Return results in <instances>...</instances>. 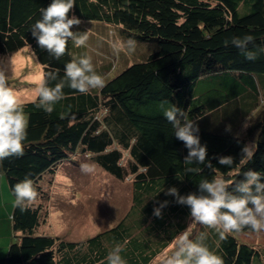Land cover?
Segmentation results:
<instances>
[{
	"label": "trees",
	"instance_id": "16d2710c",
	"mask_svg": "<svg viewBox=\"0 0 264 264\" xmlns=\"http://www.w3.org/2000/svg\"><path fill=\"white\" fill-rule=\"evenodd\" d=\"M51 3L0 0V53L30 48L43 69V82L49 71L57 72V80L48 81L50 87L64 78L66 63L88 56L105 86L88 94L66 86L64 99L51 114L35 106L36 94L20 103L29 119L24 155L0 161V185L4 191L5 178L14 196L15 184L29 178L37 195L23 211L14 204V239L0 264H107L116 244L122 246L127 264H157L156 258L192 222L190 209L166 195L169 188L176 187L184 196L198 193L203 178L238 182L249 169L264 177V53L249 61L231 43L235 37L252 35L249 48H264V0H75L69 15L82 23L72 31L90 30L89 38L82 47L69 41L60 59L41 49L31 33L41 18L40 9ZM117 30L125 48L128 40L135 41L132 50L115 49L119 53L114 59L132 61L118 72L113 62L103 58L98 65L97 59L104 57ZM138 43L149 46L144 58ZM34 67L40 78L39 67ZM217 79L221 84H212ZM19 84L37 87L27 81ZM165 100L196 121L211 168L207 163L184 164L188 149L159 107ZM250 144L254 156L241 164V150ZM82 154H90L93 161L87 170L96 166L130 182L131 205L121 220L112 218L111 227L92 237L48 235L40 229L49 217L42 198H51L52 180L62 163L81 170ZM229 156L234 159L230 168L219 164V157ZM186 167H199L201 172L186 173ZM87 170L75 176L80 180L90 174ZM163 201L168 205L162 216H154V208ZM191 231L192 238L205 232L206 245L224 264H264V242L253 245L241 237L258 234L250 228L223 240L202 225ZM175 250L176 246L172 253Z\"/></svg>",
	"mask_w": 264,
	"mask_h": 264
},
{
	"label": "clouds",
	"instance_id": "9594fccd",
	"mask_svg": "<svg viewBox=\"0 0 264 264\" xmlns=\"http://www.w3.org/2000/svg\"><path fill=\"white\" fill-rule=\"evenodd\" d=\"M74 7L75 0H52L47 8L40 9L41 18L32 25L31 33L39 47L47 50L55 59L65 55L69 41L76 47H82L89 38L90 30L72 31L74 26L82 23L75 15H69ZM231 43L249 61L256 60L260 54L264 53V48L254 50L249 48V45L254 43L252 35L235 37ZM126 47L129 50L134 49L135 41L128 40ZM18 52L0 54L13 55ZM9 79L7 71L0 69V161L24 155V141L29 126L28 115L20 104L22 102L18 99L17 91L9 85ZM49 80H57V72L49 71L45 81L33 89L38 97V103L35 106L48 114L53 113L55 106L64 99L63 89L66 86L81 94H88L92 90L105 86L104 77L94 69L91 58L88 56L74 57L66 63L64 78L54 87L48 86ZM159 107L165 119L172 124L175 137L188 149L184 164L207 163V166L211 168L212 165L207 162V146L201 144L200 129L196 121L189 119L184 110L175 104H170L167 100L161 102ZM227 130H231V125L227 127ZM253 156L254 145H245L241 150L240 163L244 164ZM80 162L82 170H87V167L93 163L90 154H82ZM218 162L230 168L234 159L230 156L219 157ZM68 163L60 165L58 175L64 167L68 166ZM185 172L199 174L201 168L186 167ZM262 181L264 177L259 172L249 169L243 173V179L238 182L214 176L212 179L200 180L198 193L181 196L176 187H171L166 195L174 196L176 203L190 209L192 223L215 230L219 238L223 240L227 234L239 233L245 228H250L257 233L264 231V182ZM54 184L55 179L52 180V187ZM13 193L15 204L22 211L34 202L37 195L33 181L29 178L15 184ZM167 205L168 201H163L155 207L154 216L161 217L162 209ZM206 237L205 232H200L192 238L191 225H189L176 236V250L166 259L165 264H224L223 259L208 248L205 243ZM122 251V246L116 244L106 257L107 264H127L121 255Z\"/></svg>",
	"mask_w": 264,
	"mask_h": 264
},
{
	"label": "rangeland",
	"instance_id": "374dc122",
	"mask_svg": "<svg viewBox=\"0 0 264 264\" xmlns=\"http://www.w3.org/2000/svg\"><path fill=\"white\" fill-rule=\"evenodd\" d=\"M114 36L117 37L110 45H107L103 54L104 57L101 56V58L97 59L100 60L98 65L104 60L103 58L108 62H113L115 65L114 71L118 72L125 65L132 64V61L129 60L124 63L120 58L114 59L112 57L119 53L115 51L117 46L119 49L125 48V43H122L118 30ZM137 46L140 50H143V58L149 54V46L147 44L138 43ZM34 65L39 67L40 78L34 75ZM0 69L7 71L9 74V85L11 87L17 86L14 89L18 93L20 102L27 101L35 95L33 88L28 87V84H19L20 82L27 81L37 86L43 82V69L37 64L34 53L30 48L13 55L0 54ZM212 84H221V79L214 80ZM25 90H28V92ZM249 121L250 119L246 121L241 129L242 131L250 124ZM79 163H81L80 159ZM84 171L86 170H82V167L80 171L73 170L69 166L64 167L59 175L55 176V184L51 187V198H42V205L48 211L49 217L46 224H43L44 227L42 225L40 229L48 235L65 236L73 240L92 237L111 227L115 222L111 221L112 218L121 220L126 213L125 211L129 209L132 202L130 182L117 180L96 166L87 170L90 174L79 180L75 175L83 174ZM2 182L4 183V191L0 185V250L2 251L0 252V258L3 256V251H8L14 239L11 215L15 204V197L9 189L7 180L3 178ZM189 225H191V230L196 228L198 230L201 227L198 224L195 226L192 222ZM241 237L253 245L260 242L263 243L264 231L258 234H250L249 236L243 234ZM175 246L176 243L171 245L154 261L157 264H165L166 259L172 254Z\"/></svg>",
	"mask_w": 264,
	"mask_h": 264
}]
</instances>
